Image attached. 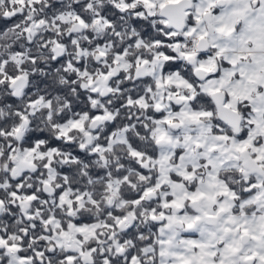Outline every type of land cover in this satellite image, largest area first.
Listing matches in <instances>:
<instances>
[{
	"label": "snow or ice",
	"instance_id": "1",
	"mask_svg": "<svg viewBox=\"0 0 264 264\" xmlns=\"http://www.w3.org/2000/svg\"><path fill=\"white\" fill-rule=\"evenodd\" d=\"M0 264H264V0H0Z\"/></svg>",
	"mask_w": 264,
	"mask_h": 264
}]
</instances>
